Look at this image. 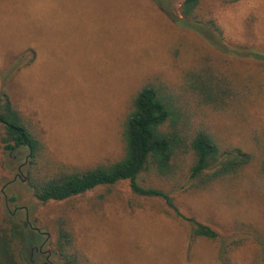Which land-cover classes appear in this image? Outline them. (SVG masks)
Segmentation results:
<instances>
[{"label":"rangeland","instance_id":"374dc122","mask_svg":"<svg viewBox=\"0 0 264 264\" xmlns=\"http://www.w3.org/2000/svg\"><path fill=\"white\" fill-rule=\"evenodd\" d=\"M205 1L217 10L222 34L185 25L174 0H0V90L17 74L14 94L26 114L37 113L52 155L89 167L122 156L119 120L144 79L162 74L175 82L195 58L222 55L254 87V95L248 122L232 129L228 119L219 118L215 126L253 150L252 136H264V61L255 57L264 56V0ZM178 45L182 56L176 66ZM27 156L26 150L6 155L0 149V205L3 216L31 223L26 231L32 264H46L48 229L64 212L73 215L78 245L92 264H222L217 244L203 239L192 244L176 221L132 210L128 183L118 188L123 200L103 206H93L96 192L42 204L23 181ZM7 197L16 198L9 209ZM177 201L183 213L226 237L239 223L257 230L233 264H253L264 256V180L254 169L232 190L179 193ZM50 263L62 264L54 255Z\"/></svg>","mask_w":264,"mask_h":264},{"label":"trees","instance_id":"16d2710c","mask_svg":"<svg viewBox=\"0 0 264 264\" xmlns=\"http://www.w3.org/2000/svg\"><path fill=\"white\" fill-rule=\"evenodd\" d=\"M174 1L180 3V20L185 25L201 32L223 33L217 10L205 0ZM173 53L179 66L182 45ZM255 57L264 61L263 55ZM228 60L222 55L195 58L175 82L162 74L144 79L119 120L122 156L89 167L70 165L52 155L37 113L26 114L14 94L17 74H12L0 90V149L6 155L26 150L23 177L33 197L44 205L96 192L93 206H103L123 200L118 188L128 183L132 197L127 205L132 210L165 215L184 228L192 244L201 239L215 243L222 264H233L234 254L257 230L239 223L233 235L226 237L196 216L183 213L177 201L179 193L196 195L217 186L232 190L250 168L264 180V136H252L254 149L247 150L235 142L229 130L221 132L215 126L221 118L236 129L251 116L254 87L228 67ZM15 202V197H7L6 207ZM2 209L0 205V264H32L27 258L31 240L26 231L31 223L22 225L3 216ZM45 229L40 227V231ZM47 245L48 252L62 264H92L78 245L75 220L69 212L53 218ZM253 264H264V256H257Z\"/></svg>","mask_w":264,"mask_h":264},{"label":"flooded vegetation","instance_id":"af4514ba","mask_svg":"<svg viewBox=\"0 0 264 264\" xmlns=\"http://www.w3.org/2000/svg\"><path fill=\"white\" fill-rule=\"evenodd\" d=\"M19 171H21V168L19 169ZM17 176L20 177V174H18ZM40 252H42V250H40ZM46 253L48 255L47 258H46V260H47L46 264H51L50 263V255L51 254L48 251H46Z\"/></svg>","mask_w":264,"mask_h":264},{"label":"water","instance_id":"95a60500","mask_svg":"<svg viewBox=\"0 0 264 264\" xmlns=\"http://www.w3.org/2000/svg\"><path fill=\"white\" fill-rule=\"evenodd\" d=\"M23 181H26L25 179H23Z\"/></svg>","mask_w":264,"mask_h":264}]
</instances>
